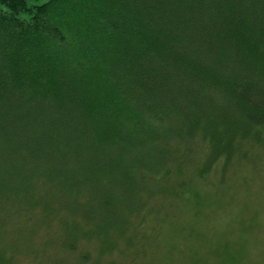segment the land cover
<instances>
[{"label": "trees", "instance_id": "obj_1", "mask_svg": "<svg viewBox=\"0 0 264 264\" xmlns=\"http://www.w3.org/2000/svg\"><path fill=\"white\" fill-rule=\"evenodd\" d=\"M28 1L0 0V264L41 234L167 263L183 184L264 130V0Z\"/></svg>", "mask_w": 264, "mask_h": 264}, {"label": "rangeland", "instance_id": "obj_2", "mask_svg": "<svg viewBox=\"0 0 264 264\" xmlns=\"http://www.w3.org/2000/svg\"><path fill=\"white\" fill-rule=\"evenodd\" d=\"M48 1L28 3L40 6ZM241 150L228 163L220 159L194 183V193L182 183L185 202L176 220L185 224V231L174 237L176 243L164 264H264V130ZM193 168L190 160L186 181ZM54 238V234L38 237L42 264H83L69 252L45 248Z\"/></svg>", "mask_w": 264, "mask_h": 264}]
</instances>
